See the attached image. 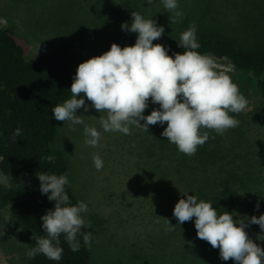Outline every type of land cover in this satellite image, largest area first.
<instances>
[{
    "label": "rangeland",
    "instance_id": "obj_1",
    "mask_svg": "<svg viewBox=\"0 0 264 264\" xmlns=\"http://www.w3.org/2000/svg\"><path fill=\"white\" fill-rule=\"evenodd\" d=\"M179 10L188 20L173 23V15L164 11L160 0L152 5L145 4V0H0V19L6 20L2 26L23 46L28 60L61 45L93 58L104 45L137 35L121 30L123 23L132 22L133 11L164 26V35L153 44L167 48L178 44L188 24L197 26V38L219 33L237 38L251 52L264 46V0H179ZM215 17L216 22H207ZM216 59L219 69L231 76L248 100L244 110L248 114L260 97L255 90L256 80L237 73L226 59ZM86 104L88 112L77 111V115L85 116L84 124L72 126L60 121L59 135L52 145L67 160L69 185L88 205L84 218L96 231L89 247L90 264H183L182 240H177L179 229L172 218L174 209L168 207V201L175 206L177 197L166 192V180L151 184L148 174L150 141L155 135L162 139L161 126H149L148 132L131 126V135L103 132L98 119L106 117V113L96 111L90 101L86 100ZM150 105L145 116L149 115L146 111L152 108ZM85 125L102 132L97 147L85 143ZM244 129L251 137L264 138L262 131ZM93 155L103 160L101 171L95 169ZM6 189L8 184L0 185V192ZM261 190L264 192V180ZM258 201L260 210L264 209V198L254 195L251 207L255 212ZM249 203H244L242 209L248 211ZM164 219L175 230L169 231ZM246 232L264 250V242L257 239L260 229L257 233ZM30 239L21 211L14 207L0 211V264H25Z\"/></svg>",
    "mask_w": 264,
    "mask_h": 264
},
{
    "label": "trees",
    "instance_id": "obj_2",
    "mask_svg": "<svg viewBox=\"0 0 264 264\" xmlns=\"http://www.w3.org/2000/svg\"><path fill=\"white\" fill-rule=\"evenodd\" d=\"M214 20L216 22L217 17L207 22ZM220 22H223V18ZM197 39L201 45L197 50L199 53L226 59L237 73L255 79V90L260 97L255 99L254 108L248 114L245 111L233 113L240 127L229 129L223 135L202 129L209 133V139L198 146L193 156L178 151L167 138L153 136L148 151L150 182L153 184L160 180L162 183V179L166 180V192L168 195L175 194L177 202L181 198L186 199L183 195L187 192L213 202L220 213H237L238 216L234 218L259 217L264 214V209L255 212L251 201L254 195L264 198L261 190L264 180V138L251 137L244 128L264 134V46L251 52L237 38L219 33ZM135 42L136 35L123 42L114 40L104 45L97 56L109 51L113 43L123 48L133 46ZM177 45L168 48V55L185 51ZM88 59L73 48L61 45L28 60L23 46L0 24V156L4 157L0 160V172L12 178L8 182V189L0 192V211L14 207L23 213L31 235L29 250L36 247V238L44 235L41 217L47 210L54 209V203L39 191L40 182L36 173H69L63 152L52 145L60 128V121L52 118V108L71 98L70 88L76 69ZM150 106L152 108L146 111L149 115L153 109L159 108V105ZM164 127H161V133ZM17 128L22 130V135L14 137ZM159 141H164V144L161 145ZM49 156L54 157V162H48ZM66 191L73 205L80 201L69 184ZM248 201L250 203L246 207L249 208L245 211L242 205ZM171 205L168 201V207L174 209V205ZM194 219L182 225L176 223L179 229L177 240H182V263L235 264L232 259L222 261L218 248H212L208 242L197 237ZM246 230L259 232L256 225H249ZM81 231L92 233L95 239L96 231L93 228L84 227ZM80 239V250L72 252L61 236L64 251L59 264H90V249L84 246L82 237ZM24 254L25 259L27 250ZM24 263L57 264L43 254H38L34 259L28 258Z\"/></svg>",
    "mask_w": 264,
    "mask_h": 264
},
{
    "label": "clouds",
    "instance_id": "obj_3",
    "mask_svg": "<svg viewBox=\"0 0 264 264\" xmlns=\"http://www.w3.org/2000/svg\"><path fill=\"white\" fill-rule=\"evenodd\" d=\"M154 2L145 0L147 5ZM160 3L164 11L173 15V23L183 18L179 0H160ZM131 18L132 22L123 23L121 30L137 34L135 44L122 48L113 43L106 53L80 63L71 84V98L52 108V118L63 123L68 121L72 126L84 124L85 116L77 115V111H89L87 100L96 111L106 113V117L98 119L103 132L131 135V126L148 132L149 126L159 124L164 127L166 122L161 136L188 156L195 155L198 146L209 139V133L202 129L223 135L225 131L238 127L239 121L230 113L239 114L246 110L248 100L231 76L219 69L213 55L197 51L201 47L196 35L197 26L190 25L180 35L177 46L185 51L170 56L167 47L153 44L164 35V26L135 11ZM0 24H6V20L0 19ZM149 103L159 105V108L145 116ZM84 134L87 145H99L102 132L96 127L85 125ZM21 135L20 128L13 133L14 137ZM3 159L0 156V160ZM47 160L52 163L54 157L49 156ZM93 164L97 171L104 167L99 155H93ZM36 176L40 182L39 191L54 203V209L47 210L41 217L44 235L36 238V247L27 252V257L34 259L43 254L59 264L64 251L61 236L72 252L80 250V237L84 246L91 247L92 233L81 231L84 227H91L84 218L88 205L83 201L72 204L66 191L69 184L67 173L37 172ZM10 179L9 174L0 172V185H7ZM183 196L187 198L179 199L173 210L177 224L195 218L197 237L212 248H218L222 261L232 259L235 264H264V250L246 232L249 225L258 226L260 235L257 239L264 242V214L234 218L237 213H220L211 201L187 192ZM260 206L258 201L255 205L257 212ZM164 221L169 231L175 230L168 219Z\"/></svg>",
    "mask_w": 264,
    "mask_h": 264
}]
</instances>
